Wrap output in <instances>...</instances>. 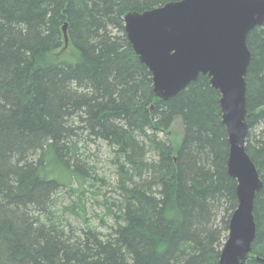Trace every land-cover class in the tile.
Masks as SVG:
<instances>
[{"label": "trees", "instance_id": "trees-1", "mask_svg": "<svg viewBox=\"0 0 264 264\" xmlns=\"http://www.w3.org/2000/svg\"><path fill=\"white\" fill-rule=\"evenodd\" d=\"M178 1L0 0V264H218L238 205L220 94L199 76L157 98L125 31L129 12ZM247 46L246 152L263 186L244 264H264V24ZM178 119L175 147L160 135ZM93 142L120 179L107 234L56 214Z\"/></svg>", "mask_w": 264, "mask_h": 264}, {"label": "water", "instance_id": "water-1", "mask_svg": "<svg viewBox=\"0 0 264 264\" xmlns=\"http://www.w3.org/2000/svg\"><path fill=\"white\" fill-rule=\"evenodd\" d=\"M127 39L152 74L157 98L169 100L199 76L220 94L228 134L227 170L238 205L218 264H244L256 237L254 201L263 183L246 152L247 37L264 24V0H180L124 17ZM67 42L66 25L63 27Z\"/></svg>", "mask_w": 264, "mask_h": 264}, {"label": "rangeland", "instance_id": "rangeland-1", "mask_svg": "<svg viewBox=\"0 0 264 264\" xmlns=\"http://www.w3.org/2000/svg\"><path fill=\"white\" fill-rule=\"evenodd\" d=\"M182 135L178 119L170 131L160 137H165L177 147ZM87 149L85 181L59 189L55 197L56 214L63 223L77 228L89 225L107 234L115 224L114 215L121 198L117 161L113 150L102 142L90 143Z\"/></svg>", "mask_w": 264, "mask_h": 264}]
</instances>
